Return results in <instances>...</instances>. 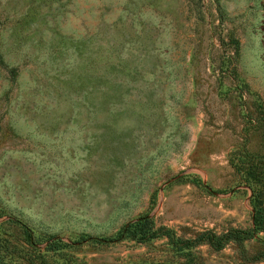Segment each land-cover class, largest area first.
<instances>
[{
  "label": "rangeland",
  "instance_id": "1",
  "mask_svg": "<svg viewBox=\"0 0 264 264\" xmlns=\"http://www.w3.org/2000/svg\"><path fill=\"white\" fill-rule=\"evenodd\" d=\"M0 55L15 67L10 81L0 64V219L16 240L62 239L74 264H179L166 236L117 230L249 225L228 153L264 151V0H0ZM193 251L238 264L230 242Z\"/></svg>",
  "mask_w": 264,
  "mask_h": 264
},
{
  "label": "trees",
  "instance_id": "2",
  "mask_svg": "<svg viewBox=\"0 0 264 264\" xmlns=\"http://www.w3.org/2000/svg\"><path fill=\"white\" fill-rule=\"evenodd\" d=\"M0 64L7 68L9 79L13 81L15 67H7L1 55ZM249 141L250 139L244 140L228 153V161L239 182L249 189L248 226L228 225L220 231L204 228L193 230L188 235H174L169 228L154 225L151 216L145 215L123 224L117 230L116 237L140 242L164 235L178 252L176 253L181 256L182 261H179V264H203V256L193 251L200 243H205L210 251H217L228 242L234 244L239 256L238 264L264 261V240L256 234L259 231L264 232V151H260L258 147L255 150L249 149L246 145ZM4 221L5 219H0V264H74L56 257L64 244L62 239L39 234L35 240H16L13 233L7 231L6 226L2 224ZM21 229L23 233L31 234L29 228L23 226ZM253 237L260 245L249 251L243 245V241Z\"/></svg>",
  "mask_w": 264,
  "mask_h": 264
}]
</instances>
